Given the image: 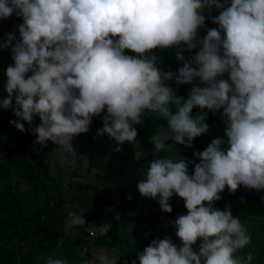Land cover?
<instances>
[{"label":"clouds","instance_id":"1","mask_svg":"<svg viewBox=\"0 0 264 264\" xmlns=\"http://www.w3.org/2000/svg\"><path fill=\"white\" fill-rule=\"evenodd\" d=\"M13 15L22 23L19 37L14 24L6 38L0 36V51L9 49L14 62L5 70L0 108L12 109L17 119L9 123L21 132L24 122L32 125L38 117L31 127L36 144L52 142L73 154L74 137L101 117L97 136L107 135L120 152L124 142L135 144V126L147 113L167 122L149 137L154 153L169 141L192 148L209 131L208 112L220 113L227 139L217 137L194 152L198 163L177 154L148 161L136 183L140 196L171 213L175 194L187 214L170 222L180 245L168 235L153 239L130 264H252L253 251L236 255L251 243L249 222L234 217L230 206L214 204L225 188L264 191V0H0V22ZM206 20L218 27L205 28ZM154 49H175L182 66L163 70ZM194 49V55L183 54ZM169 81L192 85L187 98ZM194 108L200 110L195 116ZM148 155L140 149L134 158ZM68 216V227L85 225L83 216ZM110 227H99L100 234ZM119 260L98 257L99 264ZM46 264L68 262L49 256Z\"/></svg>","mask_w":264,"mask_h":264},{"label":"trees","instance_id":"2","mask_svg":"<svg viewBox=\"0 0 264 264\" xmlns=\"http://www.w3.org/2000/svg\"><path fill=\"white\" fill-rule=\"evenodd\" d=\"M211 15L216 16L218 12L213 9ZM13 19L14 15L0 22V36L6 38L5 34L12 32ZM20 23L22 18L18 17L16 28ZM206 26L209 29L218 27L208 20ZM154 52L157 56H165L166 62L160 65L163 70L171 66L175 72L182 66L183 62L177 61L175 55H164L165 52L158 49H154ZM126 54L135 55L128 50ZM13 63L9 49L0 51L1 74H5L7 66ZM6 79L5 75L4 83ZM168 83L177 94L187 98V85H176L174 81ZM171 110L175 112V107L171 106ZM197 112L198 108H194L192 115L195 116ZM145 115L149 128L153 116L150 117L152 114L147 113ZM13 119L17 118L12 109L0 108V155L23 172L21 177L25 180L24 183L30 185L29 189L34 193L25 213L19 211L18 214L14 213V197H4L3 207L14 214L8 216V219L0 218V264H46L49 256L65 259L68 264H84L95 247L113 251L120 258L118 264H125L126 261L130 264L132 259H136V253L142 252L151 240L161 239L167 224L148 199L141 197L136 189V183L144 178L148 165L139 170L129 160L123 151V145L127 141L120 145L122 151L116 152L117 144L114 140L107 135L97 136V129L102 127L101 117L93 118L87 133L74 137L76 152L73 154L65 153L52 142H47L46 146L35 143L36 136L31 133V127L40 123L38 117L34 118L32 125L24 122L25 132L9 123ZM210 121L219 127L211 125ZM206 123L209 124V131L197 137L192 148L180 146L184 149L204 150L218 135L227 139L221 119L211 116ZM137 139L154 151L146 127L138 130ZM47 154L49 157L43 163ZM66 155L73 159V169L82 168L87 173L91 172L90 180L80 179L70 170L68 163L63 162L64 159L67 161ZM168 155L167 149L162 150L157 158ZM196 159L198 158L195 157L193 162ZM5 163L0 166V182L8 175ZM188 171L191 175L194 174L193 164L189 165ZM96 172L97 178H94ZM238 192L244 194L241 199L244 211L242 215L249 222L251 243L236 255L253 251L252 264H264V229L258 227L264 222V200L261 199L264 191L257 193L243 187ZM69 212L83 216L85 225L68 227ZM117 214L121 217L119 221L114 219ZM105 223L111 227L102 235L99 226ZM22 242H26L27 248L21 245ZM84 248L85 253L80 254Z\"/></svg>","mask_w":264,"mask_h":264},{"label":"rangeland","instance_id":"3","mask_svg":"<svg viewBox=\"0 0 264 264\" xmlns=\"http://www.w3.org/2000/svg\"><path fill=\"white\" fill-rule=\"evenodd\" d=\"M206 15H207V13H206ZM17 19H18V17H16L14 15L13 24L15 26L17 24ZM205 28H207L206 25H205ZM205 28L199 29V35L200 36H203L206 34ZM13 32H15L17 36H19L18 27L14 28ZM158 50L161 52L162 51L165 52L164 55H167V54L168 55H175V49H167V50L158 49ZM196 51H198V49H194L192 52H185L186 53L185 57H189L191 55H194ZM153 52H154V50H153ZM154 54H155V52H154ZM158 57L161 58L160 65L164 64L166 62L165 56L159 55ZM1 72H2V70H1ZM1 72H0V89H3L5 92L3 93V91L0 90V99L7 96V92H6L5 87H4V85H5V83H4L5 74H1ZM224 78L227 79V74H225ZM201 86H203V85H201ZM191 87H192V85H187L186 95H188V91ZM199 111L200 110L198 109V112ZM205 111H207V110H205ZM211 116L218 117L219 119L222 120L219 112H217L215 114L208 112L206 120H209ZM142 120H143L142 125H136V127L139 131L142 130L144 127H146L149 131V137L155 133L158 125H164V126L167 125L166 120H163V119H160L158 117L153 116L151 125L148 128L147 124H146L148 119H146L145 117H142ZM210 123L213 126L219 127L218 125H216L212 121H210ZM222 124L225 128L223 121H222ZM221 132H222V130L220 131V133ZM217 137L220 138L219 135ZM140 149L148 152L149 155L146 156L144 159L137 161L134 158L135 151L140 150ZM167 150L169 152V155L172 157H175V155L177 154L178 156H185V157H187L188 160H191V161H193V159L195 158V156L193 155L194 152L203 151L201 148L184 149L183 147H181L180 145L175 144V143H169ZM123 151H124V154L129 158V160L131 162H133L139 170H143L142 167L144 165H146L149 160L154 158L153 155H155L156 157L158 156V153H154V151L150 150L144 144L140 143L138 139H136L135 144H133L131 142H126L123 145ZM48 154L50 155L49 152H48ZM49 155L45 159L42 160L43 163H45L47 161ZM65 158H67V161H66V159H64L63 162L68 163L70 170L72 172H74L75 174H77L78 178L83 179V180H90L91 172L87 173L82 168L73 169V166H72L73 165V159L68 155H66ZM26 159H27V157H26ZM77 159L79 161L81 160L78 157H77ZM84 161H86V157L84 158ZM5 162H6V159L2 158L0 155V166L4 165ZM198 162H199L198 159L194 160V163H198ZM194 163H193V167H194ZM4 167L8 170V175L6 176L5 179H3L0 182V218L8 219V216H10L11 214H14V213L18 214L19 211H21L22 213H25V210H27V208L30 205L29 201L32 199L34 192H33V190L29 189L30 185L24 183L25 180L21 177V175L23 173L22 171L17 170L14 167V165L8 161L5 163ZM51 170H54V168L51 167ZM146 170H147V168H146ZM146 170L144 171V174H145ZM96 174H97V172L95 173L94 178H97ZM189 175H191V172H189ZM7 195L14 197V213H9L10 212L9 209L3 207L4 197ZM220 195H221V199L214 204L215 208L223 210L225 207L230 206L232 214L234 217H238V214L244 213V211L242 209V205H241V199L244 197L243 193L238 192V191H236L235 193H230L228 191V189L225 188V190L222 193H220ZM147 199H148V202H150L152 204L153 208L157 212L160 213L161 217L165 220V222H167V228H166L163 236L161 237V239L165 235H168L172 238L174 243H176L177 245H180L181 241L176 237L174 225L170 222L174 221L176 219V217L179 215L187 214V209L184 207L183 199L178 197L175 194L173 195V197L170 200V204L172 205V208H173V211L171 213L163 212L160 209V206H159L157 200H154L151 198H147ZM259 226L264 229V222L260 223L258 225V227ZM198 244H199V241L197 242V245L193 246L194 250H198ZM21 245L23 247L27 248L26 242H22ZM85 251H86V248L82 249L80 251V254H84ZM101 254H106L109 256H115L114 252L111 250H107V249L102 248V247H95L90 252L91 259L89 261H92L93 264H99L98 257Z\"/></svg>","mask_w":264,"mask_h":264},{"label":"crops","instance_id":"4","mask_svg":"<svg viewBox=\"0 0 264 264\" xmlns=\"http://www.w3.org/2000/svg\"><path fill=\"white\" fill-rule=\"evenodd\" d=\"M91 252V251H90ZM91 259V257H90V255H89V257L86 259V260H84V262H86V261H89ZM83 262V263H84Z\"/></svg>","mask_w":264,"mask_h":264},{"label":"built area","instance_id":"5","mask_svg":"<svg viewBox=\"0 0 264 264\" xmlns=\"http://www.w3.org/2000/svg\"><path fill=\"white\" fill-rule=\"evenodd\" d=\"M101 226H103V225H100L99 227H101Z\"/></svg>","mask_w":264,"mask_h":264}]
</instances>
